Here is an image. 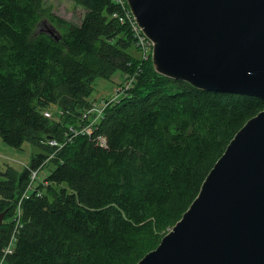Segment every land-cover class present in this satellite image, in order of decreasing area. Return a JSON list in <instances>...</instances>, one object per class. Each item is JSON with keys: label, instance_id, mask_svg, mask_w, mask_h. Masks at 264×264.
<instances>
[{"label": "trees", "instance_id": "1", "mask_svg": "<svg viewBox=\"0 0 264 264\" xmlns=\"http://www.w3.org/2000/svg\"><path fill=\"white\" fill-rule=\"evenodd\" d=\"M72 1L85 9L79 24L45 0H0V137L39 149L28 168H9L0 180V250L31 171L52 165L41 195L23 201L7 264H137L182 218L236 133L264 111L258 97L157 73L136 55L130 23L114 17L115 0ZM118 71L135 75L133 87L107 106L92 137L74 136L71 127L89 124L95 80Z\"/></svg>", "mask_w": 264, "mask_h": 264}, {"label": "water", "instance_id": "2", "mask_svg": "<svg viewBox=\"0 0 264 264\" xmlns=\"http://www.w3.org/2000/svg\"><path fill=\"white\" fill-rule=\"evenodd\" d=\"M127 2L153 43L157 73L264 100V0ZM137 264H264V111L236 133L182 218Z\"/></svg>", "mask_w": 264, "mask_h": 264}, {"label": "rangeland", "instance_id": "3", "mask_svg": "<svg viewBox=\"0 0 264 264\" xmlns=\"http://www.w3.org/2000/svg\"><path fill=\"white\" fill-rule=\"evenodd\" d=\"M45 2L54 9L55 13L73 23L79 24L85 14V9L80 4H76L72 0H45ZM136 47L138 49L136 55L138 54V57H140L142 61H146L143 59L142 52L139 47L137 45ZM124 86L125 77L122 76L120 71L116 72L110 79L97 78L94 82V93L92 95L93 106L86 112H95L96 114H99L98 112L102 110L105 111L107 108L106 104L108 102L112 104L113 102L110 101H113L114 98H118L123 94L122 90H119V92H117V90L118 88H122ZM128 90L130 91V89ZM52 111H56L58 113L60 109L58 107H54L52 108ZM86 112H84V114ZM58 118L59 117L55 115V119L58 120ZM35 153H39V149L32 147L28 143H25L22 149H16L6 145L0 137V180L4 178V174L9 170V168H12L19 173L28 168V166H30L29 163L32 160V156ZM51 167L52 165H48L46 168L42 169L41 172H39L35 182L36 187L39 185L47 186L45 180Z\"/></svg>", "mask_w": 264, "mask_h": 264}, {"label": "built area", "instance_id": "4", "mask_svg": "<svg viewBox=\"0 0 264 264\" xmlns=\"http://www.w3.org/2000/svg\"><path fill=\"white\" fill-rule=\"evenodd\" d=\"M115 2L119 5L121 12L115 13L114 17L118 18L121 23L129 22L132 30L135 35L136 39V45L139 47V49L142 52V57L144 60H152V54H153V43L152 41L142 32L140 27L137 24V21L135 17L133 16L130 7L128 5L127 0H115ZM125 86L118 88L117 92L119 90L123 91V94L118 97L114 98L113 101L110 102H119L124 96H126L129 92L128 89H131L135 82V75L132 74H126L125 76ZM118 96V95H116ZM111 103H107L106 107L110 105ZM60 114H63L62 111H59ZM99 114H96L95 112H86L84 114V119L86 118L89 121V124L83 127L81 130H75L73 127L70 128V132L77 136L79 134H86L90 137L93 136L94 133V127L95 125L101 120L103 117L104 111L98 112ZM44 115L48 118H54V112L47 110L44 112ZM97 142L101 147L106 148L107 147V140L104 136H98ZM48 143L51 146H59L61 148L63 145L59 144L56 140L48 139ZM40 170L31 171L30 175V181L27 185V188L23 195L20 197L18 202L16 203V208L14 212V216L12 217V225H13V233L11 235V239L8 243V245H5L0 250V264H7L8 258L14 253L17 243V237L19 236L21 229L23 228V222H22V204L23 201L26 199H29L33 194L36 196H40L41 192L38 189V186H35V182L37 179V176L39 175Z\"/></svg>", "mask_w": 264, "mask_h": 264}]
</instances>
